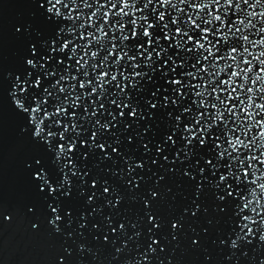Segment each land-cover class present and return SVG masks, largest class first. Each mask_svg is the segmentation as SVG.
Returning a JSON list of instances; mask_svg holds the SVG:
<instances>
[{"label":"snow or ice","instance_id":"1","mask_svg":"<svg viewBox=\"0 0 264 264\" xmlns=\"http://www.w3.org/2000/svg\"><path fill=\"white\" fill-rule=\"evenodd\" d=\"M0 264H264V0H0Z\"/></svg>","mask_w":264,"mask_h":264}]
</instances>
